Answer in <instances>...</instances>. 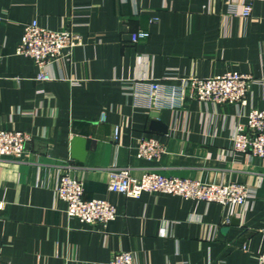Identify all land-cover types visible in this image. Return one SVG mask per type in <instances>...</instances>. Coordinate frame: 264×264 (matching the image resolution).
Instances as JSON below:
<instances>
[{
  "label": "crops",
  "instance_id": "0c3cea01",
  "mask_svg": "<svg viewBox=\"0 0 264 264\" xmlns=\"http://www.w3.org/2000/svg\"><path fill=\"white\" fill-rule=\"evenodd\" d=\"M241 9L239 0H0V130L31 138L23 159L0 157V261L109 264L127 251L135 264H257L264 159L234 151L232 137L251 109L264 110V3L255 1L246 18ZM33 20L82 39L46 67L50 81L37 80L35 63L16 53ZM138 31L149 37L132 43ZM227 72L252 76L244 105L149 107L150 81L168 93L175 78ZM74 137L86 141L82 162L72 156ZM142 137L164 146L158 161L136 156ZM116 168L236 182L248 198L223 207L161 193L125 197L107 189ZM63 173L83 183L84 200L113 204L115 221L68 218L55 195Z\"/></svg>",
  "mask_w": 264,
  "mask_h": 264
},
{
  "label": "built area",
  "instance_id": "2783aa9c",
  "mask_svg": "<svg viewBox=\"0 0 264 264\" xmlns=\"http://www.w3.org/2000/svg\"><path fill=\"white\" fill-rule=\"evenodd\" d=\"M241 17H248L255 1L239 0ZM235 10V9H234ZM146 31L131 34V42L145 41ZM79 34L70 30L53 31L40 26L36 20L24 25L23 35L16 53L31 59L38 68L37 80L50 81L46 67L62 58H68L71 50L80 45ZM168 93L162 92L157 81H150L146 97L149 107H158L166 101L170 107L182 105L187 100L210 102L218 105H244L252 83V76L238 72H227L213 77L175 78ZM104 118V117H102ZM115 128L113 138L117 139ZM31 141L28 134L16 130H0V157L23 159L27 155V145ZM233 149L264 159V110L251 109L245 124L237 125L232 137ZM165 152L164 146L153 137H142L136 147V156L149 162L158 161ZM108 191L125 197L138 198L142 193H161L182 197L183 199L217 203L223 207L241 206L248 198L247 187L240 183L209 184L198 180L165 176L155 170L145 171L140 177L131 175L128 168H116L109 172ZM83 183L69 173L60 175L55 189L56 197L66 203L68 218L78 219L88 225L100 224L107 227L117 217L116 208L105 199H83ZM229 221V216L224 222ZM0 264L4 263L0 261ZM109 264H135L130 252L116 253ZM257 264H264V251L257 255Z\"/></svg>",
  "mask_w": 264,
  "mask_h": 264
},
{
  "label": "water",
  "instance_id": "95a60500",
  "mask_svg": "<svg viewBox=\"0 0 264 264\" xmlns=\"http://www.w3.org/2000/svg\"><path fill=\"white\" fill-rule=\"evenodd\" d=\"M85 142V139L81 137H74L72 139V156L81 162L85 157Z\"/></svg>",
  "mask_w": 264,
  "mask_h": 264
}]
</instances>
